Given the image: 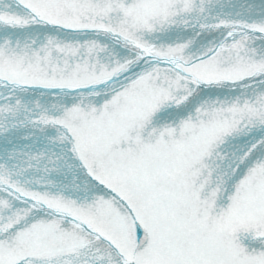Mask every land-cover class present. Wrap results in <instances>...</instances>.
Here are the masks:
<instances>
[{
  "label": "snow or ice",
  "instance_id": "obj_1",
  "mask_svg": "<svg viewBox=\"0 0 264 264\" xmlns=\"http://www.w3.org/2000/svg\"><path fill=\"white\" fill-rule=\"evenodd\" d=\"M0 264H264V0H0Z\"/></svg>",
  "mask_w": 264,
  "mask_h": 264
}]
</instances>
